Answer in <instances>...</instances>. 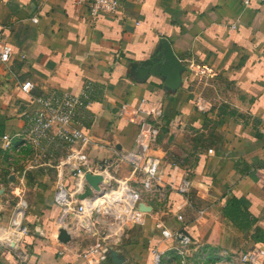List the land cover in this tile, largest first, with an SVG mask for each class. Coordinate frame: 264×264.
I'll list each match as a JSON object with an SVG mask.
<instances>
[{"label":"crops","instance_id":"1","mask_svg":"<svg viewBox=\"0 0 264 264\" xmlns=\"http://www.w3.org/2000/svg\"><path fill=\"white\" fill-rule=\"evenodd\" d=\"M119 1L116 16L93 24L78 0H0V40L10 51L0 61V233L20 200L30 231L28 260L0 248V264H87L82 253L98 243L107 255L103 264H151L155 248L167 253L176 244L163 240V229L227 254L264 250V2ZM164 42L184 66L176 76L163 70ZM26 82L33 84L30 92L21 89ZM89 83L95 91L82 129L94 161L133 149L136 129L117 118L124 103L161 102L167 121L180 113L188 125L160 136L161 184L142 195L151 212L133 215L143 222L139 237L100 242L111 226L100 213L92 231L74 217L61 220L53 196L65 150L44 143L9 157L3 149L4 137L39 108L38 97L56 89L79 95ZM199 95L213 104L206 115L193 108ZM120 167L116 180H142ZM72 181L66 174L70 189ZM184 181L190 183L185 195L179 192ZM61 229L70 242L59 240Z\"/></svg>","mask_w":264,"mask_h":264},{"label":"built area","instance_id":"2","mask_svg":"<svg viewBox=\"0 0 264 264\" xmlns=\"http://www.w3.org/2000/svg\"><path fill=\"white\" fill-rule=\"evenodd\" d=\"M253 2L263 3L264 0H242L245 6ZM78 4L87 8L88 18L93 24L100 18L116 16L122 6L119 0H78ZM9 55V49L0 40V61L6 62ZM21 89L30 92L33 84L26 82ZM94 91V86L89 83L79 95L56 89L38 97L36 101L39 108L25 116L19 132L4 137L3 149L9 157L12 152H20L25 147L38 148L44 143L65 150L66 156L59 165V179L53 196L54 203L62 209L61 220L65 222L69 217H74L82 230L92 231L95 227L92 217L96 213L108 217L111 226L109 231L104 232V242L123 236L124 228L130 226L134 220L133 215L143 203V192L153 193L161 184L162 162L155 151L163 130L166 128L171 135H175L185 132L188 125L180 113L167 121L161 102L143 100L137 107L124 103L118 109L117 118L136 129L133 149L117 153L108 162L94 161L86 152L90 138L82 129L83 113L93 104ZM192 105L196 113L201 115L210 113L213 108L212 102L201 95L192 101ZM9 161H12L11 158ZM121 165H127L132 173L141 177L140 186L125 179L114 178ZM66 174L73 180L72 189L65 183ZM87 175L101 176L103 181L99 191L91 187L94 193L92 197L79 200L78 195L83 194L86 185H89ZM189 190V181H184L179 192L185 195ZM179 220L182 221V217ZM25 221L26 206L20 200L8 230L0 233V248L13 252L22 262H26L29 257L24 247L25 238L30 232ZM161 235L164 241L173 240L176 243L170 249L180 258L179 264H187L190 253L199 246L181 230L163 229ZM164 254L155 248L151 264H164ZM81 256L87 264H103L107 260L100 243L87 248ZM239 260L241 264H264V250L255 246L242 253Z\"/></svg>","mask_w":264,"mask_h":264},{"label":"rangeland","instance_id":"3","mask_svg":"<svg viewBox=\"0 0 264 264\" xmlns=\"http://www.w3.org/2000/svg\"><path fill=\"white\" fill-rule=\"evenodd\" d=\"M136 185L140 186V182L138 181ZM116 186L117 185H115L114 188H116ZM143 194L150 193L143 192ZM142 223L143 222L134 219L129 227L124 228L125 231L122 235L130 234L136 237L141 236L143 233ZM113 232H115V230H113ZM240 255L241 254H227L209 246L199 245L195 251L190 253L187 258V264H241L239 260ZM179 262L180 258L175 253L167 252L164 254V264H179Z\"/></svg>","mask_w":264,"mask_h":264},{"label":"water","instance_id":"4","mask_svg":"<svg viewBox=\"0 0 264 264\" xmlns=\"http://www.w3.org/2000/svg\"><path fill=\"white\" fill-rule=\"evenodd\" d=\"M159 57H164L165 59V65L163 66V70L165 71V73L173 72L176 76L184 70V66L173 52L168 42L163 43ZM86 181L89 185H86L85 192L83 194L78 195L79 200H85L94 195L91 187H93L96 191H99V186L102 183L103 178L101 176L87 175ZM139 210L141 212H151L152 209L150 207H147L146 204L141 203L139 205ZM59 240L63 243H68L72 240V237L66 229H61L59 231Z\"/></svg>","mask_w":264,"mask_h":264}]
</instances>
